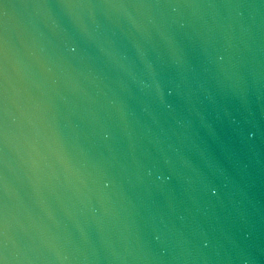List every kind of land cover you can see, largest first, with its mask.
I'll return each instance as SVG.
<instances>
[{"label":"water","instance_id":"water-1","mask_svg":"<svg viewBox=\"0 0 264 264\" xmlns=\"http://www.w3.org/2000/svg\"><path fill=\"white\" fill-rule=\"evenodd\" d=\"M0 264H264V0H0Z\"/></svg>","mask_w":264,"mask_h":264}]
</instances>
